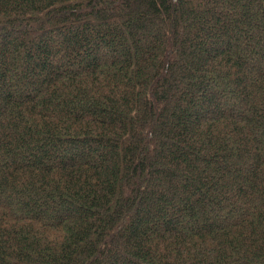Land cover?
I'll list each match as a JSON object with an SVG mask.
<instances>
[{
  "label": "trees",
  "instance_id": "trees-1",
  "mask_svg": "<svg viewBox=\"0 0 264 264\" xmlns=\"http://www.w3.org/2000/svg\"><path fill=\"white\" fill-rule=\"evenodd\" d=\"M0 264H264V0H0Z\"/></svg>",
  "mask_w": 264,
  "mask_h": 264
}]
</instances>
